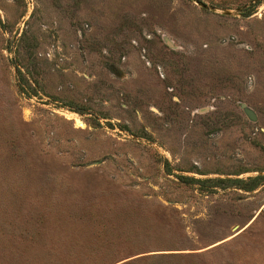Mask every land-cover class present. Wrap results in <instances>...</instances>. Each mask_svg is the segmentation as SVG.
Here are the masks:
<instances>
[{
  "label": "rangeland",
  "instance_id": "rangeland-1",
  "mask_svg": "<svg viewBox=\"0 0 264 264\" xmlns=\"http://www.w3.org/2000/svg\"><path fill=\"white\" fill-rule=\"evenodd\" d=\"M0 264H264V0H0Z\"/></svg>",
  "mask_w": 264,
  "mask_h": 264
},
{
  "label": "water",
  "instance_id": "water-1",
  "mask_svg": "<svg viewBox=\"0 0 264 264\" xmlns=\"http://www.w3.org/2000/svg\"><path fill=\"white\" fill-rule=\"evenodd\" d=\"M245 112L247 113V115L249 116V118H250L251 120H254V119H255V117H254V115H253V113H252L251 110H249V109H245Z\"/></svg>",
  "mask_w": 264,
  "mask_h": 264
},
{
  "label": "flooded vegetation",
  "instance_id": "flooded-vegetation-1",
  "mask_svg": "<svg viewBox=\"0 0 264 264\" xmlns=\"http://www.w3.org/2000/svg\"><path fill=\"white\" fill-rule=\"evenodd\" d=\"M245 109H249V108L244 107V112H245ZM249 110H251V109H249ZM251 111H252V110H251ZM252 113H253V115H254V117H255L254 120H251V119L249 118V116L247 115V113L245 112V114H246V116L248 117V119L254 122V121H256V116H255V114H254L253 111H252Z\"/></svg>",
  "mask_w": 264,
  "mask_h": 264
}]
</instances>
